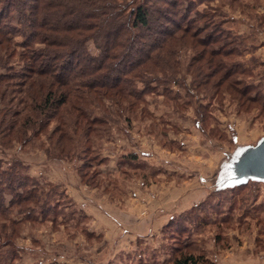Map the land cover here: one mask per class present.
Returning a JSON list of instances; mask_svg holds the SVG:
<instances>
[{
    "label": "rangeland",
    "instance_id": "374dc122",
    "mask_svg": "<svg viewBox=\"0 0 264 264\" xmlns=\"http://www.w3.org/2000/svg\"><path fill=\"white\" fill-rule=\"evenodd\" d=\"M117 1L127 14L142 0ZM144 1L153 30L159 10H166L173 22L194 20L199 37L216 41L211 47L227 54L216 60L222 72H233L232 88L194 82L188 68L197 51L181 47L176 80L153 79L156 90L133 112L92 110L106 124H94L98 136L85 152L54 156L58 134L49 138L58 124L48 120L42 128L44 116L26 142L9 145L0 134V178L2 172L18 174L27 183L20 193L36 183L41 200L10 210L8 219L19 224L0 245V264H175L187 256L194 264H264V173L248 162L264 144V0ZM88 49L98 53L93 41ZM10 65L13 79L0 111L23 109L22 95L11 93L21 89L23 62L17 56ZM6 72L0 66V74ZM245 88L247 97L240 100L235 91ZM254 96L256 103L247 101ZM71 131L80 145L81 136ZM132 154L143 172L122 165L129 169L124 174L120 161ZM252 157L262 170L264 150ZM167 186L170 207L164 208ZM3 189L8 205L18 190ZM134 203L141 209L132 226L122 214L134 213ZM149 213L159 223L140 226Z\"/></svg>",
    "mask_w": 264,
    "mask_h": 264
},
{
    "label": "trees",
    "instance_id": "16d2710c",
    "mask_svg": "<svg viewBox=\"0 0 264 264\" xmlns=\"http://www.w3.org/2000/svg\"><path fill=\"white\" fill-rule=\"evenodd\" d=\"M161 2L171 4L169 0ZM165 11L159 10L158 28L153 30L152 15L144 0L136 3L127 14L117 0H0V66L7 70L0 74L1 100L7 98V84L13 79L11 61L19 56L23 62L21 89L11 92L22 95L23 109H1L0 134H6L4 140H8L9 145L21 140L26 142L28 131L37 125L40 116H44L47 121L42 119V128L48 127L53 119L58 124L49 138L58 134L54 139L58 153L54 152V156L69 159L77 149L85 152L84 147L94 145V138L98 136L94 124H106L103 117H92V110L103 106L105 110L116 108L133 112L156 90L150 86L153 79L159 82L176 80L181 66V47L197 51L190 65L194 69L188 68L194 82L199 86L200 80L205 85L212 83L215 89L224 84L232 88L229 80L233 72L230 69L222 72L216 60L227 54L211 47L216 41L199 37L194 20L189 23L180 17L178 22H173L168 17L171 12ZM18 36L24 38L22 43L15 42ZM90 41L98 49L95 55L88 49ZM38 45L43 48L38 50ZM195 62L199 64L196 67ZM235 92L240 100L248 94L246 88ZM256 97H248L247 101L256 103ZM4 127L7 131L2 130ZM70 131L81 136L80 145L76 146L77 141L69 135ZM136 158L133 154L124 156L120 166L143 172L144 165L136 163ZM122 167V172L127 174L129 169ZM2 178L0 245L10 233L17 231L19 222L8 219L10 210L23 202L37 204L41 201L36 183L20 193L27 183L18 174L2 172ZM4 187L10 192L18 190L8 205L1 194ZM22 211L20 208L17 213ZM196 262L193 256H187L175 264Z\"/></svg>",
    "mask_w": 264,
    "mask_h": 264
},
{
    "label": "crops",
    "instance_id": "0c3cea01",
    "mask_svg": "<svg viewBox=\"0 0 264 264\" xmlns=\"http://www.w3.org/2000/svg\"><path fill=\"white\" fill-rule=\"evenodd\" d=\"M170 185V184H169ZM170 186H167V188L165 189L166 190V195L164 196L165 197V199L163 200L164 202H166L167 204H165L164 202H161V206L163 205L164 206V208H168V207H170V204H169V202L167 201L168 200V197H169V192H170V188H169ZM95 194V193H94ZM93 194V195H94ZM192 198L194 197V195H192L191 196ZM193 199H195V198H193ZM192 199V200H193ZM131 202H132V204H133V201L132 200H130ZM134 205H135V203H134ZM135 207H136V209H135V211H134V213H123L122 214V216H123V219L125 220H127V224L128 225H132V226H135V225H137V224H135L134 223V221L137 219L136 217H135V213H137L141 208L140 207H138V206H136L135 205ZM150 208V207H149ZM149 217H147V218H145V219H143L142 221H139V222H141L140 223V226H142V227H144V226H148L150 223H151V221H155V222H158L159 223V221H157V219L155 220L154 218H153V213H149V215H148ZM147 224V225H146ZM157 224V223H156Z\"/></svg>",
    "mask_w": 264,
    "mask_h": 264
},
{
    "label": "water",
    "instance_id": "95a60500",
    "mask_svg": "<svg viewBox=\"0 0 264 264\" xmlns=\"http://www.w3.org/2000/svg\"><path fill=\"white\" fill-rule=\"evenodd\" d=\"M260 150H264V144L254 150L253 153L250 154V158L248 160L249 164L252 166L251 170H254L256 173H264V168L262 170H259L256 163L254 164V158L252 157L254 154H257V152H259ZM249 164L246 165V168L244 170H247Z\"/></svg>",
    "mask_w": 264,
    "mask_h": 264
}]
</instances>
